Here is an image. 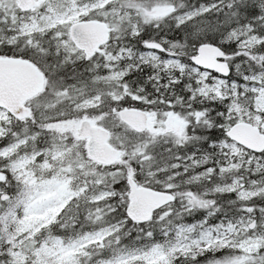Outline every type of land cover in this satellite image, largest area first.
Segmentation results:
<instances>
[{
  "label": "snow or ice",
  "instance_id": "6c2138e0",
  "mask_svg": "<svg viewBox=\"0 0 264 264\" xmlns=\"http://www.w3.org/2000/svg\"><path fill=\"white\" fill-rule=\"evenodd\" d=\"M0 264H264V0H0Z\"/></svg>",
  "mask_w": 264,
  "mask_h": 264
}]
</instances>
